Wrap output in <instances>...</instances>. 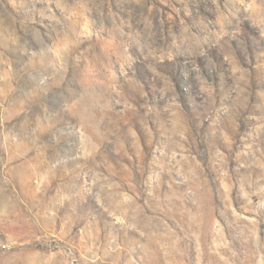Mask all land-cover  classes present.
<instances>
[{
  "label": "rangeland",
  "instance_id": "1",
  "mask_svg": "<svg viewBox=\"0 0 264 264\" xmlns=\"http://www.w3.org/2000/svg\"><path fill=\"white\" fill-rule=\"evenodd\" d=\"M0 264H264V0H0Z\"/></svg>",
  "mask_w": 264,
  "mask_h": 264
}]
</instances>
